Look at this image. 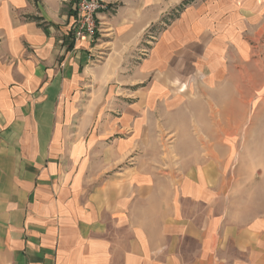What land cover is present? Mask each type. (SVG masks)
Returning <instances> with one entry per match:
<instances>
[{
  "label": "crops",
  "instance_id": "crops-1",
  "mask_svg": "<svg viewBox=\"0 0 264 264\" xmlns=\"http://www.w3.org/2000/svg\"><path fill=\"white\" fill-rule=\"evenodd\" d=\"M74 2L0 0V264H264V211L139 157L177 88L255 56L264 0H102L78 42Z\"/></svg>",
  "mask_w": 264,
  "mask_h": 264
},
{
  "label": "rangeland",
  "instance_id": "rangeland-1",
  "mask_svg": "<svg viewBox=\"0 0 264 264\" xmlns=\"http://www.w3.org/2000/svg\"><path fill=\"white\" fill-rule=\"evenodd\" d=\"M263 45L255 44V56L243 64L228 62L209 89L194 79L177 88L182 101L173 117L152 124L154 152L139 156L161 171L180 167L218 177L223 212L264 211Z\"/></svg>",
  "mask_w": 264,
  "mask_h": 264
},
{
  "label": "built area",
  "instance_id": "built-area-1",
  "mask_svg": "<svg viewBox=\"0 0 264 264\" xmlns=\"http://www.w3.org/2000/svg\"><path fill=\"white\" fill-rule=\"evenodd\" d=\"M73 10L75 18L70 41L78 42L82 38H93L98 34L97 16L105 10L102 0H75Z\"/></svg>",
  "mask_w": 264,
  "mask_h": 264
}]
</instances>
